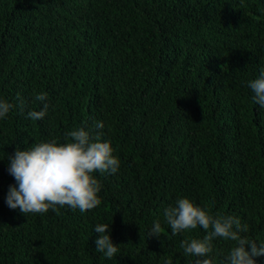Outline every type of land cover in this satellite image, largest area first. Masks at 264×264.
Returning <instances> with one entry per match:
<instances>
[{"label":"trees","instance_id":"1","mask_svg":"<svg viewBox=\"0 0 264 264\" xmlns=\"http://www.w3.org/2000/svg\"><path fill=\"white\" fill-rule=\"evenodd\" d=\"M261 68L264 0H0V99L16 105L0 119V264H196L180 245L206 232L173 235L163 215L182 197L264 243V108L247 86ZM42 92L48 112L32 120ZM96 121L120 161L93 173L98 207L7 206L9 156ZM97 224H110L111 259ZM233 246L216 238L213 264Z\"/></svg>","mask_w":264,"mask_h":264},{"label":"clouds","instance_id":"2","mask_svg":"<svg viewBox=\"0 0 264 264\" xmlns=\"http://www.w3.org/2000/svg\"><path fill=\"white\" fill-rule=\"evenodd\" d=\"M247 86L254 93L253 101L264 108V68L260 69L257 78L248 81ZM35 100L41 102L42 108L28 111L27 116L41 120L49 108L47 94L39 93ZM24 105V100L19 99L21 110ZM14 107L13 103L0 99V119L6 118ZM104 127L102 121H96L87 130L78 127L66 132L64 143L52 140L26 150L17 149L8 157V172L16 184L9 186L7 206L13 210L18 208L24 215L44 214L65 206L82 213L98 207L101 183L93 173L115 174L120 167L111 143L102 141ZM163 215L173 235L198 226L206 232L203 238L184 240L180 245L185 255L201 258L196 264H213L209 254L216 238L234 242L223 264H256L254 257L264 256V243L258 245L249 239L247 223H242L237 216L214 217L187 197L178 198L175 205L164 209ZM93 231L99 234L95 251L109 259L116 256L119 249L110 239V224H97ZM161 231V223L156 221L148 236L159 238ZM165 264L172 262L166 260Z\"/></svg>","mask_w":264,"mask_h":264}]
</instances>
